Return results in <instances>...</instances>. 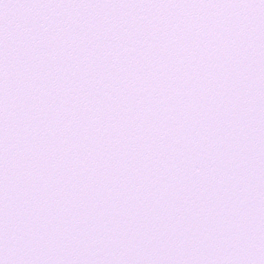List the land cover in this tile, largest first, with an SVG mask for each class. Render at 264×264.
I'll return each instance as SVG.
<instances>
[{
    "label": "snow or ice",
    "instance_id": "obj_1",
    "mask_svg": "<svg viewBox=\"0 0 264 264\" xmlns=\"http://www.w3.org/2000/svg\"><path fill=\"white\" fill-rule=\"evenodd\" d=\"M0 264H264V0H0Z\"/></svg>",
    "mask_w": 264,
    "mask_h": 264
}]
</instances>
